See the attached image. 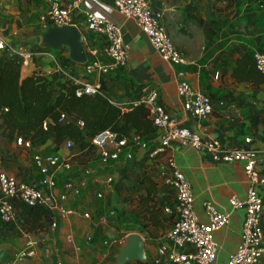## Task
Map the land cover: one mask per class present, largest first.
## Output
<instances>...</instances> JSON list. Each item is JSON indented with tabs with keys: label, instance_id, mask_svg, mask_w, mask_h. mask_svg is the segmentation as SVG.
Wrapping results in <instances>:
<instances>
[{
	"label": "crops",
	"instance_id": "obj_1",
	"mask_svg": "<svg viewBox=\"0 0 264 264\" xmlns=\"http://www.w3.org/2000/svg\"><path fill=\"white\" fill-rule=\"evenodd\" d=\"M148 1L153 9L162 12V24L185 57V66L163 62L135 20L119 15L111 0H83L73 17L83 36L86 55L88 49H99L103 42L85 29L82 20L85 12L119 27L127 53L124 69L108 75H87L83 65L70 61L67 48L58 51L45 48L43 36L48 27L41 18L48 6L44 0H0V35L6 43V51L0 54V64L11 56L9 50L23 52L30 56L28 59L17 57L23 77L37 72L45 80L56 79L61 84H98L99 93L108 100L140 99L143 88L149 86L157 90L158 104L176 118L179 125L203 139L216 140L227 148L242 146L245 140H250L246 146L259 160L256 189L263 200L264 231V74L253 70L248 63L245 66L242 63L245 78L237 79L232 74L243 55L264 54V0ZM178 69L187 72L186 78L193 89L210 97L215 108L210 116L192 118L182 110L176 93ZM52 139V135H45L26 148L16 140L8 142L0 137V172L38 187L41 176L34 167L33 156L65 153L62 146L54 151ZM143 141L148 149L154 148L159 144V131L152 127ZM128 154L131 158H127ZM168 158L176 162L190 183L201 222H205L203 202L210 201L219 211H225L230 209L232 196L242 199L246 194L248 181L242 163H214L209 154L177 144H172L165 154L154 160L148 158V150L129 145L122 150L117 162L107 167L100 166L97 156L88 162H78L69 155L72 169L69 173L55 174V193L60 194L69 179L75 184L85 182L80 196L75 200L69 197L65 205L88 213L89 218L56 220L55 230L46 234L49 246L56 252L42 262L35 259L16 261L15 254L28 235L15 223L0 222V264H113L120 246L105 247L103 242L130 233L143 238L146 264H155L157 249L165 243L172 225L171 217L164 214L163 209L172 204L174 193L160 184L158 175ZM143 174L156 183L154 198L155 206L159 207L156 216L144 202L139 203L140 195L147 196V184L141 181ZM108 177L112 179L109 184L106 183ZM99 192L103 197L97 200L93 195ZM102 216L107 223L98 221ZM243 219L244 211L234 210L229 224L213 234L219 245L218 263L226 262L236 250ZM125 226L129 229L125 230ZM68 235L82 248L80 252L66 245ZM87 235L92 238L88 248L83 247ZM159 264L169 263L161 260ZM259 264H264V256Z\"/></svg>",
	"mask_w": 264,
	"mask_h": 264
},
{
	"label": "built area",
	"instance_id": "obj_2",
	"mask_svg": "<svg viewBox=\"0 0 264 264\" xmlns=\"http://www.w3.org/2000/svg\"><path fill=\"white\" fill-rule=\"evenodd\" d=\"M114 10L126 19H133L137 23L141 33L147 38L152 49L160 59L172 66L182 67L186 65V59L172 43L166 28L162 24V12L153 9L148 0H111ZM47 4V12L41 18L48 27L74 26V13L79 9L83 0H44ZM85 29L102 39L101 48H90L87 51V60L83 65L87 75H108L127 64V53L119 27L111 21L85 12L82 16ZM6 51V43L0 35V54ZM11 56L28 59L30 56L23 52L9 50ZM253 60L258 71L264 73V54L254 53ZM187 72L178 69L175 73L176 93L181 101L182 110L190 117L203 119L210 116L215 108L209 96L192 88L186 78ZM98 84L84 83L75 92L76 97L81 95L99 94ZM138 103L143 104L152 122V127L159 131V144L148 149L142 138L131 135L119 138L109 130L103 131L90 139V144L96 148L97 160L100 166L107 167L117 162L122 150L129 145L138 146L148 150L150 160L157 159L166 153L172 144L186 146L197 152L209 154L214 163H242L243 170L248 181V188L244 198L232 196L229 199V210L219 211L210 201L203 202L205 222H201L194 206V195L190 183L185 179L180 167L172 158H168L159 169V182L170 188L174 193L172 204L165 206L164 214L171 217L172 225L165 236V243L157 249L155 264L166 260L169 264H259L264 256V231L262 227L263 200L258 196L256 186L259 183L257 164L259 160L255 152L247 144L235 148L224 147L216 140L203 139L188 128L179 125L176 118L170 116L164 108L158 104L157 90L146 86ZM219 105H223L220 103ZM68 120L64 113L60 115L59 123ZM79 127L82 121H76ZM43 130L50 131L51 124L45 121ZM17 144L26 148L30 143L21 138L16 139ZM65 153H56L51 156L35 154L33 164L41 176L39 186L35 187L19 180L5 172H0V222L5 225L13 224L16 219V211L12 204L13 198H19L28 206H42L50 209L54 214V221L46 233L33 237L27 236L23 246L15 254L16 261L40 260L51 257L56 251L49 244L46 234L53 232L57 227L56 220L62 222L72 217L89 218L88 213H82L79 209L70 208L65 203L71 197L78 198L85 182L73 183L70 179L62 186L60 194L55 193L57 172L69 173L72 169L69 159V151L72 148L70 141L62 145ZM127 158H131L128 154ZM112 179L108 177L106 183ZM94 198L102 199V193H95ZM244 211V219L241 228L240 242L226 262L218 263V243L213 234L226 227L230 222V214L234 210ZM100 223H107L106 217H100ZM125 235L120 238L105 240V247L121 246ZM92 238L87 235L84 246L91 245ZM66 245L72 247L75 252H80L81 247L75 245L72 236L66 237ZM55 264H62L56 262Z\"/></svg>",
	"mask_w": 264,
	"mask_h": 264
},
{
	"label": "trees",
	"instance_id": "obj_3",
	"mask_svg": "<svg viewBox=\"0 0 264 264\" xmlns=\"http://www.w3.org/2000/svg\"><path fill=\"white\" fill-rule=\"evenodd\" d=\"M15 56L2 60L0 64V137L8 142L21 138L32 146L39 138L52 135L54 151H58L65 141L72 143L69 155L73 161L88 162L97 156L90 139L109 130L119 138L136 135L145 139L151 131L152 122L147 108L137 100H108L100 93L75 96L80 84H61L58 80H45L44 76L33 72L23 77L21 64ZM247 63L256 70L253 55L245 54L233 69L237 79L245 78L243 69ZM260 72V71H258ZM262 73V72H260ZM264 74V73H263ZM64 113L68 120L59 123ZM45 121L51 124L50 131H44ZM76 121H82L79 127ZM147 196H139L156 216V183L143 174ZM153 203V204H150ZM17 219L14 222L28 236H40L54 221L53 212L42 206L31 207L19 198H13ZM129 229L128 226L124 227ZM134 229V225L131 226Z\"/></svg>",
	"mask_w": 264,
	"mask_h": 264
},
{
	"label": "water",
	"instance_id": "obj_4",
	"mask_svg": "<svg viewBox=\"0 0 264 264\" xmlns=\"http://www.w3.org/2000/svg\"><path fill=\"white\" fill-rule=\"evenodd\" d=\"M43 46L53 51L65 47L68 49L71 62L79 65L86 63L84 39L74 26L48 28L43 36ZM147 261L143 238L137 233H130L125 236L124 244L119 247L113 264H128L130 262L146 264Z\"/></svg>",
	"mask_w": 264,
	"mask_h": 264
},
{
	"label": "rangeland",
	"instance_id": "obj_5",
	"mask_svg": "<svg viewBox=\"0 0 264 264\" xmlns=\"http://www.w3.org/2000/svg\"><path fill=\"white\" fill-rule=\"evenodd\" d=\"M101 204L104 206L105 205V202L104 203L102 202Z\"/></svg>",
	"mask_w": 264,
	"mask_h": 264
}]
</instances>
